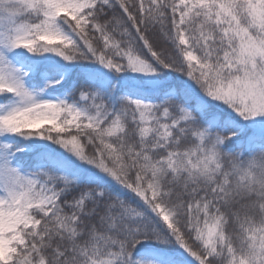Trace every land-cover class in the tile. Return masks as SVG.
<instances>
[{
	"label": "snow or ice",
	"instance_id": "obj_1",
	"mask_svg": "<svg viewBox=\"0 0 264 264\" xmlns=\"http://www.w3.org/2000/svg\"><path fill=\"white\" fill-rule=\"evenodd\" d=\"M0 264H264V0H0Z\"/></svg>",
	"mask_w": 264,
	"mask_h": 264
}]
</instances>
